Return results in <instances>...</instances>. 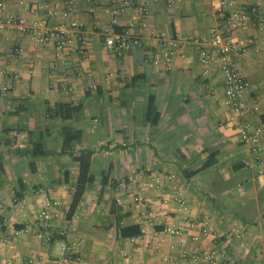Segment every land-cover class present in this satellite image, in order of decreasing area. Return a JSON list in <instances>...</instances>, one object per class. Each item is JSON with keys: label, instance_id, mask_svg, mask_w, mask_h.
<instances>
[{"label": "crops", "instance_id": "obj_1", "mask_svg": "<svg viewBox=\"0 0 264 264\" xmlns=\"http://www.w3.org/2000/svg\"><path fill=\"white\" fill-rule=\"evenodd\" d=\"M3 1L7 12L32 23L36 8L47 18L52 0ZM219 1L75 0L67 20L94 37L84 53L60 52L53 40L39 44L31 33L0 29V62L20 75L12 83L0 71V264H55L63 256L62 237L83 239L79 264H159L164 255L189 264L183 242L188 250L214 248L212 236L193 244L190 229L183 242L164 235L165 224L186 220L175 204L161 205L163 193L145 187L153 173L175 176L166 193L182 185L192 216H213L233 264H264V165L240 141V117L226 102L223 72L203 63L199 48H178L168 68L154 63L167 39L200 40L218 30L245 49L230 59L250 83L247 103L258 106L249 117L264 124V23L255 16L245 29L228 24L252 5L264 16V0H230L224 16L214 10ZM112 31L127 32L138 44L124 55L110 52L103 36ZM17 47L21 57H10ZM151 101L160 113L156 125L147 118ZM59 104L70 106L68 118L55 115ZM65 127L82 132L68 153L62 152ZM83 150L93 151L95 181L69 218L79 175L75 158ZM42 151L48 154H33ZM46 187L57 202L49 241L32 231L43 204L38 192ZM137 191L152 201L154 219L134 200ZM116 215L123 224H139L142 235L119 238Z\"/></svg>", "mask_w": 264, "mask_h": 264}, {"label": "built area", "instance_id": "obj_2", "mask_svg": "<svg viewBox=\"0 0 264 264\" xmlns=\"http://www.w3.org/2000/svg\"><path fill=\"white\" fill-rule=\"evenodd\" d=\"M75 0H52L46 4L45 16L42 17L39 9H34L36 18L32 23H27L24 18L7 12V4L0 0V10L5 13L0 19V29H17L23 33H31L37 43L42 44L49 40H53L57 48L62 52L67 49L72 52L84 53L93 43L94 37L87 33L78 21L67 20L72 10ZM132 0H125L130 4ZM230 0H220L214 5L215 12L224 16L225 8ZM259 13L257 5H252L242 12L235 13L228 19V24L232 28L245 29L252 23V18L257 17L260 23H264V16ZM116 22V20H114ZM105 47L108 51L117 55H124L132 45H137L138 40L127 34V32L105 33L103 36ZM207 42V44H206ZM165 52L161 56L154 58V63L169 67L171 59L180 47L199 48L202 54V62L211 66L215 70L223 72L225 76L224 96L226 102L232 107L235 115L239 119V138L240 141L249 147L251 152L255 154L261 167L264 165V154H262L264 146V124L254 122L250 117V112L258 110L256 103L251 107L246 101V94L249 89V81L238 71L236 66L231 62L230 55L238 57L245 49L238 43L233 42L229 37L216 29L210 30L208 37L203 39H167ZM22 48L17 47L9 56L12 58L21 57ZM0 71L2 74L9 75L12 83L20 80L18 72H12L10 67H4L0 62ZM92 87H96L93 85ZM3 90H8V84H2ZM260 173L263 169L260 168ZM175 179L173 174L161 175L152 174L144 183L145 187L153 188L161 194L160 202L164 207L175 204L179 216H184L186 225L165 224L163 233L166 236L176 237L180 240H186L187 229L193 230L190 236L191 242H196L202 236H212L217 240V245L211 250H191L185 249L181 253L183 258L189 260V264H233L227 255L229 243L225 239L223 230L214 224L213 216L205 212L201 217H194L190 211V204L183 194V186L178 187L175 193H166L171 189V181ZM129 190H133L130 186ZM168 189V190H166ZM139 190V189H138ZM43 198V204L39 209L38 217L40 219L32 231L45 240H52V212L51 208L57 205L56 201L51 198L52 188H41L38 192ZM134 200L140 204L144 213L150 219H154L153 204L150 199H146L140 192L134 196ZM19 231H14V235H18ZM63 256L55 261V264H79L82 260L83 239L70 241L63 237L57 241ZM264 245V240H260ZM158 244L156 248H158ZM8 264H12L8 262ZM99 264H132L128 261L107 260ZM159 264H178V259L171 255L161 257Z\"/></svg>", "mask_w": 264, "mask_h": 264}, {"label": "trees", "instance_id": "obj_3", "mask_svg": "<svg viewBox=\"0 0 264 264\" xmlns=\"http://www.w3.org/2000/svg\"><path fill=\"white\" fill-rule=\"evenodd\" d=\"M116 31H120V28H115ZM70 106L67 104H59L57 109L55 110V115H63V117L68 118L70 115ZM66 113V114H65ZM153 114V117H152ZM67 115V116H66ZM160 117V113L157 111V108L154 104V101L148 103L147 107V118L150 119V122L153 125L158 123ZM81 130H72L71 128L63 129V145L62 152H71L73 148V144L75 142L81 141ZM36 148H34V151ZM34 155H46L47 151H42V153H33ZM93 155V151L91 150H83L78 156H76V160L79 162V175L76 181V189L73 194L72 202L67 212V216L71 218L78 206L80 205L84 193L91 186V184L95 181L94 175L91 173V157ZM123 217L120 215H116V221L118 224V237L121 239L126 238H135L142 235V229L139 224H123ZM62 237V236H60Z\"/></svg>", "mask_w": 264, "mask_h": 264}]
</instances>
